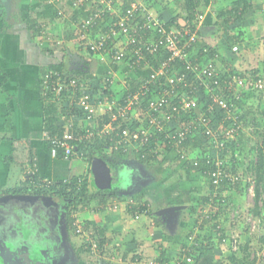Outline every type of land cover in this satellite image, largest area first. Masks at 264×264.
I'll return each mask as SVG.
<instances>
[{
  "label": "crops",
  "instance_id": "1",
  "mask_svg": "<svg viewBox=\"0 0 264 264\" xmlns=\"http://www.w3.org/2000/svg\"><path fill=\"white\" fill-rule=\"evenodd\" d=\"M237 1L242 0H199V7L194 10L195 14L193 19L195 23L196 15H203V21L197 27L198 43L201 44L200 40H202L201 47H214L216 42H218L219 45L215 47L221 48L222 51L225 48L222 47L224 45V34L227 32L232 36L233 31L230 32V30H232L234 22L241 21V25L243 26L242 31L245 30V32L244 35H241L242 40L239 44L247 49L246 51L243 50L242 56H244V59L238 58L236 53L234 55L229 53L228 58L227 54H225L223 57L229 59L231 64L223 65L222 57L219 56L218 68L223 73L229 69L235 72V74L240 75L239 73H241L240 76L244 78H250L251 80L261 79L264 84V65L258 64L256 67H252L253 58H250L252 57L250 56L252 51L257 52L259 47L264 49V40H258L264 37V0H245L246 5L252 6L253 8L243 11L241 20H236L235 15H222V13H226L232 7H235ZM52 2L54 1L17 0L19 9L17 11L18 14H16L14 0H0V20L2 21L3 19L6 25L5 31L0 33V186L2 187L9 188L19 185L24 180H27L28 175L32 173H37L38 177L47 183L66 181L72 177L90 174L91 164L85 162L81 166L76 162L77 159H83L82 155L77 151L73 156L68 158L63 157V155L58 157V154L53 156L49 145L43 138V104L39 97V69L49 64H56L62 60V43L70 55L73 56V58L68 56L64 59L70 61L69 67L75 69L72 63L75 65L77 63V67L81 66V61L76 55L77 51L74 47L77 43L76 38L73 37L72 39V36L70 38L66 37V35L70 34L67 32V26L71 28L73 24L67 25L65 20L71 22V20L74 21L76 18H79L78 20L80 21L86 14L90 13V8L93 5L92 2H87L78 8L72 5V0H66L61 3ZM141 2L146 4L145 7L152 15L159 16L164 22L170 21V19L175 17L177 19L175 24L179 28L185 24L184 19L187 17V11L184 0H141ZM120 5L121 2L117 3L116 1L115 7L113 8L114 14L119 10ZM62 8V12H65L63 17L65 19L54 20L51 17L53 14L52 11L56 13ZM113 13L105 19L102 25L105 31L111 28L113 20L116 21L113 18L117 15L114 16ZM26 14L31 15L32 18H36L40 24L42 22L45 23L43 25L45 27L47 26L49 32L47 34L48 38L45 36V41L43 39L39 40L32 35L23 21ZM44 18H48L49 21H44ZM226 21L229 23L227 27L222 25ZM173 27L177 28L175 25ZM75 32L73 30L72 34ZM64 37L66 40L63 39ZM119 40H125V38L120 37ZM213 41H215L214 45H212ZM233 46L238 47L242 51V48L237 46V44ZM196 48L192 52H198ZM246 65L249 66L248 69ZM126 66L128 64L121 63L114 68L116 77L113 83H111L112 85L109 88L108 96L118 97L122 94L121 91L127 88L123 87V84L126 83L129 85L133 79L139 81L144 78L140 77V75H131L129 80L121 81V79H125ZM93 68L89 66L91 76L95 77L92 71ZM103 68L100 67L98 73L102 77ZM254 69L259 71L256 76L249 73ZM141 71H145L143 74L149 73L150 67H146ZM101 83L102 78L99 83L93 82V93L102 94L100 92L103 86ZM260 101L264 102V97ZM62 105L64 106L65 102ZM249 110H254L252 105H250ZM248 118L246 117V119ZM65 121V117L61 118L58 126L61 128L65 126ZM99 122L100 120L97 121V124ZM95 123L96 121L82 119L75 121L78 127L94 126ZM245 135V137L241 136L239 140L238 150H234L239 154V159L237 160L240 161H236L239 162L237 164L239 169L236 171L240 172H244L247 165H249L247 161H241L242 149L243 146H246L244 143L248 144L253 140L250 134ZM197 140L201 141V138L197 136L196 140L194 139L192 143H196ZM96 142L104 143L108 155H112L113 158L120 160V163L115 166L108 164L113 174V177H111V181L113 182L111 184L113 183L115 190L119 191V196L127 195L135 199H140V201H145V205H147L145 206L147 207L146 213L139 214L137 218L131 217L126 212V203L119 202L118 199H113L106 205H95L96 202H94L93 207L90 205L92 203L85 206L79 205L77 208L78 211L71 216L73 224L75 223V225L81 226L83 232L90 237L96 229L105 231L106 248L103 250V256L98 254L96 256L91 253L92 256H89L85 253L81 254L80 251L76 250L79 256L76 255L74 257L72 255L73 259H71L72 249L69 248L71 253L64 260L65 264H113L112 262L108 263L106 261L112 255L113 257H118L117 264H186L185 257H188L187 250L192 246L191 243H188V237L190 235H195V237L199 235L200 241H203V244L205 243L203 238H210L206 244L208 243V246L212 245L209 254L205 253L204 257L197 262L195 259H192L193 262L191 264H230L229 257L233 254L230 252L235 245H233V242L235 240L237 247L235 245L234 249L239 253L240 248L243 247L240 243L242 237L245 238L242 240L244 243H248V247L252 246V240L247 239L245 234L241 236V223L237 222L235 226V224L230 225L229 220L225 221L226 216L229 217L230 214L228 212L226 213L227 209L223 206H221L222 211L221 209L219 211L220 224L216 228L217 230L213 231V229L207 228L199 230V223L196 226L193 216L199 210V207L196 206L195 211L194 203L197 205L198 197H205L210 193L208 181L200 172L184 167L172 155H167V160L163 163L157 162L143 166L137 162L138 158H136L135 154H112L109 150L110 144L107 141L97 140L95 138L77 143V146L79 144H94ZM198 143H201L202 146V142L196 143L200 146ZM250 146H253V144ZM206 153L205 148L202 150L196 148L191 152V156L199 157ZM96 157L98 156L96 155ZM234 163L235 161L233 160L230 162L231 168ZM14 166L16 172H14ZM81 167H83L82 170ZM124 169L130 174L126 177L128 181L125 182V186L123 187L121 183L123 181L121 178L122 173L120 171ZM177 174H179L178 177H181L179 180L181 183L185 184V186L189 185L186 187V190L180 189V185L173 183L174 181L171 176ZM15 175L17 176L14 178ZM11 179L12 181H16L15 184H8ZM191 181L201 182V184L195 185ZM206 185L208 189H206ZM221 193L229 203L233 199L238 200L240 198L243 203L245 202L244 198H247L248 202L250 199L251 203H246V207L242 208L243 210L239 209L242 212L244 211L243 213L250 212L249 207L253 206V199L246 193L245 183L239 182L234 187H227ZM109 205L113 206L111 207ZM102 206H109L111 208L103 210ZM172 207L176 208L175 213L170 212L163 219L155 216L156 211L158 212ZM204 209L206 210V207ZM219 234L224 235L222 239L219 238ZM195 242L197 244L199 243L197 240ZM68 244L69 246H74L75 241H68ZM43 245L44 243L38 244L37 250L43 247ZM225 246H228V250H225ZM112 247L115 248V251L112 249L110 253L107 252ZM112 252L114 254H111ZM212 253L215 254L214 257L211 256ZM256 256H259V254H252L251 259L253 258L256 261ZM45 257L43 255L41 259H38V256H34V261L41 260V263H43L49 258V256ZM260 257L264 259V252ZM54 263H58V260L54 261Z\"/></svg>",
  "mask_w": 264,
  "mask_h": 264
},
{
  "label": "built area",
  "instance_id": "2",
  "mask_svg": "<svg viewBox=\"0 0 264 264\" xmlns=\"http://www.w3.org/2000/svg\"><path fill=\"white\" fill-rule=\"evenodd\" d=\"M48 1L61 3L66 0ZM84 1L72 0V5L79 7ZM116 1L100 0V3L111 8ZM132 17L131 11H128L116 24L120 31L114 28L110 31L111 38L117 42L113 59L117 63L128 60L131 70L141 71L150 67L148 75L125 98L116 99L108 95L92 97L79 79L64 80L57 73L47 74L44 78V91H49L58 101L65 92L67 97L64 99L67 101L64 100V107L70 111V116L60 134L44 132L43 138L49 144L53 156L60 151L63 157L68 158L75 154L77 143L95 138L107 141L112 154L136 155L145 149L148 153H141V159L172 155L193 169L199 165L197 171L208 181L209 195L216 198V201L223 197L220 202L223 206L226 198L222 195L219 197V191L224 181L227 180V187H234L245 179L242 177L243 172L232 171L230 162H236L239 157L236 152L229 151L228 144L235 142L238 147L239 137L254 128L249 120L242 117L236 102L243 98L246 90H263V81L241 77L229 69L220 72L218 55H209L200 64L192 59L195 53L189 47L195 44L196 48L199 42L197 27L203 21L202 14L196 15L194 29L187 22L180 28L175 23L177 28H166L163 20L151 13L136 15L135 24H132ZM142 31L150 35L144 42L135 39V35ZM120 37H124L125 41L121 42ZM105 42L106 39L101 37L98 43H89V48L100 50ZM232 52L243 54L236 46L232 47ZM162 55L168 56L158 67H153L152 59L157 60ZM176 61L181 63L183 72L173 67ZM141 63L145 66L142 69L139 67ZM53 76L56 78L49 85V78ZM115 77L114 70L107 68L104 74L106 81L111 84ZM104 117L107 121L101 123ZM78 119L96 123L94 126L78 127L75 124ZM98 120L100 125L97 124ZM197 136L201 138L199 142H202L198 148H205L207 153L192 157L187 142H193ZM255 179L252 174L244 181L246 193L253 199L254 206ZM261 198H264L263 194L257 205H264ZM258 212L259 216L256 217H263L264 221V211L258 209ZM229 214V218H245L252 225L251 232L260 227V219L253 218L251 212L231 210ZM138 216L136 214L135 218ZM73 225L77 233L87 236L81 226ZM194 237H188L192 245H195ZM85 243L89 245L91 254H98L96 242L87 237ZM234 244L237 246L235 240ZM185 263L191 264L192 259L185 257Z\"/></svg>",
  "mask_w": 264,
  "mask_h": 264
},
{
  "label": "trees",
  "instance_id": "3",
  "mask_svg": "<svg viewBox=\"0 0 264 264\" xmlns=\"http://www.w3.org/2000/svg\"><path fill=\"white\" fill-rule=\"evenodd\" d=\"M87 2H92V7L90 8V13L86 14L81 20L79 21V18H76V20L68 21L65 20L67 25L73 24L71 28L70 26H67V32L70 33L66 35L67 38H70V36L76 38L77 43L74 46L76 48V55L80 59L81 63L79 66L80 68L72 69L70 68V61L64 60L68 56L70 57V53L66 49V47L61 45L62 49V54L63 58L61 61H59L56 64H49L46 67L40 68V80H39V97L40 101L43 104V128L44 132L49 133L51 135L53 134H60L63 131V128L58 126V122L60 121L61 118L65 117L66 120L70 116V111L64 107L62 104L64 102V98L67 97L65 92L60 96L62 97L59 101L54 98L53 95L49 93V91H44V78L47 74L52 73V74H59L62 79L64 80H69L71 78L74 79H79L83 84L86 86L85 89L87 92L89 91L90 95L92 97H102L103 95H108L109 93V88L112 84H109V82L106 81L104 78L105 71L107 68L114 70L115 67L120 65L121 63L115 62L113 59V56L116 51V45L117 42L114 40V38H111L110 36V31L111 29H115L116 31H120L119 26H117V22L119 19L124 17L128 11H131L133 17L131 18L132 24H135L136 21V15L140 14H148L150 11L145 7V3L141 2V0H117L118 2H121L120 8L116 13H113V8L115 7V4L111 8L105 7L102 3H100V0H86L84 1L83 4ZM185 2V9L187 13L186 19H184L185 23L187 22L189 25H191L192 29H194V14H195V9L199 7V0H184ZM237 5L235 7H232L231 10H228V12L222 13V15L230 14V15H235L236 20H241L242 19V13L243 11H246L249 5H246V1H237ZM134 5V6H133ZM82 6V5H81ZM80 7V6H79ZM78 7V8H79ZM50 11V10H49ZM62 12V11H61ZM52 13V12H51ZM117 15L113 20V24L111 28L107 29L105 31V28H102V25L108 16H111V14ZM234 13V14H233ZM240 13V14H239ZM56 15L55 18L64 20L65 18L64 15L61 13L59 14V11L55 13ZM113 16V17H114ZM159 17V16H158ZM38 18V17H37ZM160 18V17H159ZM2 19V18H1ZM161 19V18H160ZM78 20V21H77ZM162 20V19H161ZM177 19L172 18L170 21H162L165 23L166 28H170L174 25L175 21ZM1 21V20H0ZM23 21L25 25H27L28 29L31 31L32 35L35 36V38H38L39 40H44L47 37V34L49 33L47 30V27L45 28L44 25H41L38 23L36 18H32L31 15L26 14L25 17L23 18ZM112 22V21H111ZM222 25L227 26L229 23L223 22ZM223 26V27H224ZM6 29V25L4 20L0 22V33L4 32ZM75 30L76 32L72 34V31ZM146 31H142L141 33H138L135 39L139 40L141 39L142 42H144L150 35L145 33ZM67 34V33H66ZM132 34V33H130ZM243 34L242 31H240V34L237 35H232L230 36L229 33H225L223 36V46L225 47L222 51L221 48L218 49L217 47H208V46H203L202 49H200L198 52L194 54L192 57L193 60H195L196 63H203L208 56H215L218 55L222 57V63L223 65L226 64H231L230 60L228 58V54L234 55L235 53L232 52V46L238 44L241 42V35ZM46 36V37H45ZM101 37L106 39V42L102 46L100 50L93 51L89 48V43L94 42L98 43L101 40ZM140 37V38H139ZM74 38V39H75ZM33 39V37H32ZM65 39V37L63 38ZM66 40V39H65ZM193 48L192 50H195V44H193L191 47ZM191 50V49H188ZM74 53V52H73ZM72 53V54H73ZM145 53V52H144ZM227 54V58L223 57V55ZM230 55V56H232ZM168 55H162L157 60L152 59V66L153 67H158L159 64L167 58ZM73 58V56H71ZM72 60V59H71ZM88 62H92L93 65L96 63L98 64V67H104L102 69V76L99 74H96L95 77L91 76V70L89 69V65L87 64ZM124 62V61H123ZM144 63L140 64V68H144L145 66L143 65ZM175 70L179 72H183V69H181V63L179 61H176L174 63ZM169 71H172L170 69ZM222 72V71H221ZM225 72V71H224ZM99 73V72H97ZM249 73L252 75L256 76L259 71L257 70H251ZM54 78L56 76H53V78H49L48 84L51 85L54 82ZM102 78V88H101V93H93L92 92V84L93 82L99 83ZM141 80H135L133 79L130 84L128 85L127 90L124 92V96L129 94L130 92L134 91V89L139 85ZM126 89V88H125ZM97 90V88H96ZM261 91V90H260ZM100 95V96H98ZM123 96V97H124ZM249 97L248 95H243V98H241L238 102H236L237 106L239 109H242L243 105L245 106V99ZM250 108V106H248ZM264 107L258 110V116L253 117V118H248L247 120L252 123V125L256 126V128H262L263 130L258 132L257 131H252L253 135H257L259 139H261V147H259L256 150L257 158L256 162L253 166L247 165L246 169L244 172H251L253 171V174L255 175V206L257 207L258 199L260 195L263 194L264 196V185H263V168H264V126H263V118H264V111H262ZM241 111V110H240ZM248 112L243 113L242 117L246 119L248 117ZM107 119L101 120L102 122H106ZM99 123L98 125H100ZM244 124H246L244 122ZM249 125V124H247ZM195 139V138H194ZM191 140V139H190ZM196 140V139H195ZM199 142V140L196 141V143ZM196 143L187 142V146L192 152L196 148L200 147ZM48 144V143H47ZM186 144V143H185ZM199 144V143H198ZM49 145V144H48ZM50 147V146H49ZM239 147H237L235 142H232L231 144H228V149L229 151H232V153H235L236 150H238ZM235 150V151H234ZM76 151L82 155L83 159L86 160L87 163L91 164L92 160L94 158H99L102 159L106 164H113V166L117 165L120 163V160L117 158H113L112 155H108L106 152V145L104 143H94V144H79L76 147ZM148 151L147 150H141L136 154L137 162L139 164H142L143 166L145 165H150L154 163H163L164 161L167 160L166 155L163 157H148L146 159H141L140 155L141 153H145ZM57 156L60 157L62 156V152L58 151ZM241 154V153H240ZM96 155L98 157H96ZM239 155V154H238ZM238 161V160H236ZM240 161V160H239ZM237 164L239 162H235L232 165V171L235 172L239 168L237 167ZM184 167L189 168L190 166L186 163L183 165ZM191 168V167H190ZM189 168V169H190ZM194 169L199 170V165L197 167H194ZM191 168L190 170H194ZM90 174L82 176L80 175L79 177H72L69 180L66 181H59V182H52V183H47L43 182L37 175V173H32L31 175H28V179L24 180L21 184L16 185L14 187H2L0 186V194H22V195H44V196H56L61 199H64L66 201L67 207H68V217H67V226L66 230L67 231H73L74 234L79 236V233L76 232L75 226L73 225V219L71 218L72 214L78 211V206L79 205H87L89 203H94L96 202L97 205H106L108 202L112 201L113 199L119 200V202L126 203L127 207V214H129L131 217H135L136 214H141L146 211L145 206V201H140V199H135L131 200L130 202V197L127 195H122L119 196L118 192H114L113 190H101V189H94L91 187V182H90ZM237 185V184H236ZM227 180L224 181V183L221 185V192L223 190H226L227 188ZM222 195V193H219V197ZM218 199V198H217ZM223 201V197L220 198V200L216 201V198L211 197L210 195L207 196H202L197 198V207H199V210L197 212L200 214V216L196 219L197 223H199V230H203L204 228L207 229H213L217 230L216 228L219 227L220 221V209L221 208V203ZM113 206V205H109ZM109 206H102L103 210L106 208H111ZM196 206H195V211H196ZM206 207V210L204 209ZM148 210V209H147ZM264 210V209H263ZM257 216H259V212H255ZM217 226V227H216ZM218 233V232H216ZM193 236V235H190ZM189 236V237H190ZM195 236V235H194ZM219 238H223V234L218 235ZM94 242L97 243V249H98V254L100 256H103L104 252L103 250L106 248V239H105V231L103 230H97L92 234L90 237ZM200 241L199 235L194 237V242L195 241ZM204 244L203 241H200L198 244L195 242V245H192L189 250H187V256L190 257L191 259H195L197 262L199 259L204 257L205 253L209 254L210 249L212 248L211 246H208V243L206 244L207 240H210V238L204 239ZM210 243V242H209ZM237 247V246H236ZM88 251L90 252V247L88 245ZM248 249L249 247L246 245H243L242 247V253L244 256L238 260V257L235 255L236 253H233L229 257V262L230 264H255V259L249 260V255H248ZM77 251L81 250V247L76 248ZM82 251V250H81ZM87 251V252H88ZM211 252V251H210ZM91 253V252H90ZM114 254V253H112ZM195 255V257L193 256ZM193 262V260H192Z\"/></svg>",
  "mask_w": 264,
  "mask_h": 264
},
{
  "label": "rangeland",
  "instance_id": "4",
  "mask_svg": "<svg viewBox=\"0 0 264 264\" xmlns=\"http://www.w3.org/2000/svg\"><path fill=\"white\" fill-rule=\"evenodd\" d=\"M14 8H15V13L16 14H18V9H19V7H18V5H17V0H14ZM55 2H57V1H54V2H52V3H55ZM57 3H59V2H57ZM21 7V6H20ZM53 8H55V7H53ZM253 7L252 6H249L247 9H252ZM26 9H28V8H26ZM59 11H63V8L62 9H60ZM53 12V14L51 15V17L54 19V20H56V21H58V18H55V16L54 15H56L55 14V11H52ZM57 13V12H56ZM62 14L64 15L65 14V12H62ZM61 20V19H60ZM44 21H49V19L48 18H44ZM43 24H45V23H41V25H43ZM63 24H65L64 22H63ZM47 27V26H46ZM45 27V28H46ZM227 27V26H226ZM243 26L241 25V21H236V22H234V25H233V27H232V30H230V32H232L233 31V35H237V34H240V31H242L243 29ZM243 32V34L242 35H244V32H245V30L244 31H242ZM257 36V35H256ZM48 38V37H47ZM210 39V38H209ZM258 40H264V37L263 38H260V39H258ZM52 41H54L53 39H52ZM121 42L122 41H125V40H120ZM215 41H216V39H215ZM215 41H213L212 43V45H214V43H215ZM200 43L202 44V40H200ZM264 43V42H263ZM55 44H57V43H55ZM201 44H199V43H197V48H196V50H198L200 47H201ZM62 45H63V43H62ZM217 45H219L218 44V42H216V44H215V46H217ZM264 45V44H263ZM237 46H239L240 48H242V51L244 50V51H246L247 49H246V47H243V46H241L239 43L237 44ZM222 47H224V46H222ZM218 49H220L219 47H218ZM243 51V52H244ZM256 51H252V54H250V56H252V57H250L251 59H252V62H253V66L252 67H256V65H260V64H262V65H264V63H263V61H264V49H262L261 47H259L258 49H257V52L255 53ZM236 55H238V58H240V59H244L243 57L244 56H242L241 54H236ZM245 55H247V54H245ZM128 60H126V61H124V62H122V64H128ZM74 66H73V68H80V67H77V63H76V65L74 64V63H72ZM89 66H92V67H94L93 68V73H94V76L96 75V74H98L97 72H99V67H98V64L96 65V63H94V65H93V63L92 62H88L87 63ZM250 65V64H249ZM127 67V71H126V75H125V79H121V81H124V80H129L130 78H131V75H140V77H145V76H147L148 75V73H146V74H143V72L145 73V71H137V70H134V69H130L128 66H126ZM261 67V66H260ZM245 68V67H244ZM246 68L248 69L249 68V66L248 65H246ZM238 72V71H237ZM239 73V72H238ZM240 75H241V73H239ZM249 74V73H248ZM263 74H264V72H263ZM250 77V76H249ZM124 83V82H123ZM123 87H127L128 88V86H127V84L125 83V84H123ZM127 88H126V90H127ZM126 90H122L121 92H122V94L120 95V96H118V97H115L116 99H121L124 95V92L126 91ZM120 92V93H121ZM120 93H118V94H120ZM117 94V95H118ZM243 95H248L249 97H247V99H245V106L243 105V107H242V109H241V114H243V113H246V112H248L249 114H248V117L249 118H253V117H256V116H258V110L260 109V111H261V109L264 107V102L263 101H260L261 100V98L263 99V97H264V90H261V91H256V90H246L244 93H243ZM252 105L253 106V108H254V110H249V108H248V106H250V105ZM262 111H264V109L262 110ZM259 117V116H258ZM263 126H264V118H263ZM258 130V132H260V131H262L263 129L262 128H256V126L254 125V128H253V130L252 131H257ZM252 131H247L246 132V134H250V136L253 138V140L251 141V142H249L248 144H245L244 142V145H246V146H243V149H242V154H241V156H242V158H241V160L243 159V161L245 160V161H247V163L249 164V166H253L254 164H255V162H256V158H257V154H256V150L259 148V147H261V139H259V137L257 136V135H252ZM246 135L244 134L242 137H245ZM244 140V139H243ZM251 144H253V146H250ZM133 157V156H132ZM76 162L77 163H79L81 166H83V164H85V162H86V160L85 159H77L76 160ZM82 168L83 167H81V170H82ZM13 169H15L14 170V172H16V168H15V166L13 167ZM246 169V168H245ZM112 172V171H111ZM122 174H121V178H122V186L124 187L125 186V182L126 181H128L127 179H126V177L127 176H129V172L126 170V169H124V170H122V171H120ZM174 174V173H173ZM172 174V175H173ZM253 174V171H251V172H243L242 173V177H244L245 179H244V181H246L247 180V177L248 176H250V175H252ZM178 175L179 174H177V175H174V176H171V178L173 179V183L175 184V185H180V189H184V190H186L187 188V186H189V185H186L185 186V184H183V183H181L179 180H180V176L178 177ZM17 175H15L14 176V178L16 177ZM13 179V178H12ZM12 179H11V181H9L8 182V184H10V185H12V184H15V182L16 181H12ZM15 180V179H14ZM244 181H243V183H244ZM124 182V183H123ZM192 182V181H191ZM207 182V181H206ZM195 183V185H200L201 184V182L199 183V182H192V184H194ZM246 184V183H245ZM194 185V186H195ZM121 186V187H122ZM93 188V187H92ZM191 188V187H190ZM206 189H208V187H207V185H206ZM219 192H221V189H220V191ZM250 198V197H249ZM240 199V198H239ZM237 200V199H233V201L231 202L230 201V203L228 202V201H225L224 202V204H223V206H224V208H226L227 209V211H226V213L228 212V213H230L231 212V210H232V212H234V211H238L239 209H242V208H245L246 207V203H251L250 202V199H249V202L247 201V198H244L245 199V202L243 203L242 202V200L240 199V200ZM244 199H243V201H244ZM131 200H133V198L132 197H130V202H131ZM261 202H263L264 203V198H261ZM94 204L95 203H92V204H90L92 207L94 206ZM194 204H196V203H194ZM95 205H97V204H95ZM194 206V205H193ZM196 206V205H195ZM249 209H250V212L253 214L252 216H253V218H255V219H260V227L259 228H256L255 230H254V232H251V230H252V225H251V223H249V222H246V220H245V218L243 219L242 218V216H240L239 217V220L237 219V217H231V218H229L228 216H226V218H225V221H230L229 223H230V225H232V224H237V222L238 223H241L242 224V228H241V236L243 235V234H245V236L247 237V239H250V240H252V242H251V247H249V249H248V255H249V260L251 259V256H252V254H259V256H256L257 258H256V261H255V263L256 264H264V259L263 258H261L260 257V255L264 252V221H263V217H259V218H257L256 216V214H255V212H258V209H262V211H264L263 209H264V205H257V207H254V205L253 206H250L249 207ZM243 210V209H242ZM159 212V211H158ZM158 212L156 211V214H155V216L156 217H160V218H162L163 219V217L164 216H168L169 215V213L171 212V213H175L176 211L175 210H173V211H169V212H167V213H165V214H163V215H159L158 214ZM244 212V211H243ZM175 215V214H174ZM200 216V214L198 213V212H195L194 213V223L196 224V226L198 225V223H197V218ZM231 216V215H230ZM182 219V218H181ZM250 219H252V218H250ZM193 220V219H192ZM236 224H235V226H236ZM21 223H20V232H21ZM64 230V229H63ZM65 231V230H64ZM13 232H17V229H14L13 230ZM44 234V233H43ZM23 234H22V232H21V236H17L16 238V240L14 239V244H18L19 243V241H23L22 240V238L24 237V236H22ZM36 235V237L34 238V239H32V241H30L29 242V245H27L26 243L25 244H23V246L24 247H26V250H27V252H28V259H30V262L28 263V261H26L24 258L26 257V255L24 254H22L23 252H19V250L17 251V252H14V254H13V252H12V247H10L9 245H8V243L5 241V240H3V239H1V241H0V264H65L64 263V260H66L67 259V257H68V255H70V253H71V251H70V249H72V253H71V259H73V256L75 257L76 255H78L77 254V252H76V248L78 247H81V250H80V252H81V254H83V253H85V254H88L89 256H92L91 254H90V252L88 251L89 249H88V244L87 243H85V240L87 239V237H89V236H85V237H83V235L82 234H79V236L78 235H76V234H74V232L73 231H65L62 235H60V236H58V238H62V239H59V240H61L60 242H58L57 243V245H55V248L56 249H59V251L56 253V254H53L52 255V251L49 249V248H44V250H43V248H41V250L39 251V250H37L36 248L35 249H32V250H34V254H37V255H39V257H43V255H46V257L47 256H49V258L45 261V262H43V263H41V260H39V261H34V256H32L33 254L31 253V252H29V250L31 249V247L34 245V243H35V241H41V239H40V237L37 235V234H35ZM41 236H42V234H41ZM242 239H245V238H243L242 237ZM240 240L241 242V245H246V246H248V243H244V241L243 240ZM75 241V245L74 246H69V244H68V241ZM53 240H51L50 239V242H49V244H51V242H52ZM63 241V242H62ZM11 242V241H10ZM47 242V241H46ZM226 242H228V241H226ZM53 243H56V241L55 242H53ZM66 243V244H65ZM74 243V242H73ZM189 243V242H188ZM37 244H39V243H37ZM36 245V244H35ZM6 246V247H5ZM23 246H21V248L23 247ZM229 250H230V243H229ZM228 246H225V250H228ZM70 248V249H69ZM231 248H232V246H231ZM112 249H114V251H115V248L114 247H112L110 250L108 249L107 250V252H111L112 251ZM236 249H234V246H233V248L231 249V252L230 253H236L235 255L238 257V260L239 259H241L243 256H244V254L242 253V247L240 248V252L239 253H237V251H235ZM23 251V250H22ZM88 251V252H87ZM105 252H106V250H105ZM180 253H183V252H181V251H179ZM108 253V254H109ZM112 253H114V252H112ZM111 253V254H112ZM73 255V256H72ZM99 255V254H98ZM98 255H96V256H98ZM110 255V254H109ZM51 256H53V257H51ZM79 256V255H78ZM194 257H195V255H193ZM211 256L212 257H214L215 256V254L214 253H212L211 254ZM45 257V258H46ZM63 257V258H62ZM108 258V257H107ZM33 259V260H32ZM56 260H58V263H54V261H56ZM118 257H113V255L111 256V257H109L108 259H106V261L108 262V263H110V262H112L113 264H117V262H118ZM251 260H253V258L251 259ZM31 261H32V263H31ZM67 264H72V263H67Z\"/></svg>",
  "mask_w": 264,
  "mask_h": 264
},
{
  "label": "flooded vegetation",
  "instance_id": "5",
  "mask_svg": "<svg viewBox=\"0 0 264 264\" xmlns=\"http://www.w3.org/2000/svg\"><path fill=\"white\" fill-rule=\"evenodd\" d=\"M111 177H113L112 172L110 171ZM113 180V178H112ZM113 182V181H111ZM112 187L109 191L113 190L114 192H119L115 190V186L113 183L111 184ZM94 189H100L95 187ZM102 190V189H101ZM108 190V189H107ZM8 196V194H0V197ZM15 195V194H9ZM30 196H43V200L45 206V213H43V208L40 207L38 204H30L29 201L23 205L22 211L15 212L7 211V208L0 205V241L1 239L5 240L12 250L16 251L15 249H19L23 244L29 245V242L32 241L36 237L37 234L41 241H35L34 245L31 247L30 251L33 255L38 256V259H41L39 255L34 254V250L37 249V243H44L43 247L38 248L40 251L41 248H49L52 251V255L56 254L59 249L55 248L58 242H60L62 238H58V236L62 235L66 230L67 224V217H68V207L66 201L56 196H44V195H31ZM52 198V199H50ZM46 216V217H45ZM20 223H21V232L23 241H19L16 245L14 244V239L16 240L17 236H21L20 232ZM14 229H17V232H13ZM65 231H64V230ZM44 233V234H43ZM42 234V236H41ZM50 239L53 240L51 244H49ZM11 241V242H10ZM14 241V242H13ZM47 241V242H46ZM56 243H53L55 242ZM63 242V241H62ZM36 244V245H35ZM46 256V255H44ZM53 257V256H51ZM31 259V258H30Z\"/></svg>",
  "mask_w": 264,
  "mask_h": 264
},
{
  "label": "water",
  "instance_id": "6",
  "mask_svg": "<svg viewBox=\"0 0 264 264\" xmlns=\"http://www.w3.org/2000/svg\"><path fill=\"white\" fill-rule=\"evenodd\" d=\"M90 182L91 187H98L102 190H110L111 185V175H110V168L108 167V164H106L103 160L100 158H94L91 167H90ZM52 199V198H50ZM43 196H30V195H21V194H15V195H9L0 197V205L7 208V211H14L20 212L22 211L23 205H25L28 201L30 204H38L40 207L43 208V213H45V209L47 206H45ZM175 207L164 209L158 212L159 215H163L167 213V211H173L175 210ZM46 217V216H45ZM17 245V244H16ZM6 247V246H5ZM16 251L12 250L13 254L14 252H23L22 254L26 255L24 258L28 263L30 262V259H28V252L26 250V247H20L19 249H15ZM23 250V251H22ZM30 251V250H29Z\"/></svg>",
  "mask_w": 264,
  "mask_h": 264
},
{
  "label": "clouds",
  "instance_id": "7",
  "mask_svg": "<svg viewBox=\"0 0 264 264\" xmlns=\"http://www.w3.org/2000/svg\"><path fill=\"white\" fill-rule=\"evenodd\" d=\"M131 82V81H130ZM122 98H125V97H122ZM244 135V134H243ZM242 135V136H243ZM239 140H240V137H239V139H238V145H239ZM76 152V151H75ZM73 156V155H72ZM71 157V156H70ZM166 157H167V155H166ZM184 165V164H183ZM190 168V167H189ZM191 169V168H190ZM22 195V194H21ZM144 213H146V212H144Z\"/></svg>",
  "mask_w": 264,
  "mask_h": 264
}]
</instances>
